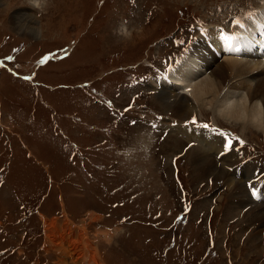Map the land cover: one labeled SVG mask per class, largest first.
Here are the masks:
<instances>
[{"label": "rangeland", "instance_id": "rangeland-1", "mask_svg": "<svg viewBox=\"0 0 264 264\" xmlns=\"http://www.w3.org/2000/svg\"><path fill=\"white\" fill-rule=\"evenodd\" d=\"M1 1L0 264H90V252L100 264H264V242L250 238L261 228L233 212L226 184L196 175L192 147L169 127L193 117L220 125L243 141L242 158L262 168L264 128L215 118L202 104L200 114L180 117L163 105L171 94L158 98L172 87L156 96L155 82L145 88L143 123L139 101H130L147 62L173 64L207 23L229 28L226 18L247 23L261 8L254 19L264 31V0ZM23 9L38 20L39 38L12 29L10 17ZM204 51L205 62L215 60L208 71L227 64L229 56L216 63ZM186 147L178 185L171 161ZM258 174L252 167L249 178ZM241 181L230 185L238 200ZM49 221L59 230L47 232ZM57 232L68 244L81 239L83 249L65 248Z\"/></svg>", "mask_w": 264, "mask_h": 264}, {"label": "bare ground", "instance_id": "bare-ground-1", "mask_svg": "<svg viewBox=\"0 0 264 264\" xmlns=\"http://www.w3.org/2000/svg\"><path fill=\"white\" fill-rule=\"evenodd\" d=\"M32 1L34 2L33 4H35V6L38 5V0ZM0 4H3V1L0 0ZM263 6L264 4L261 7ZM261 10V8L256 10L255 17L260 12H262ZM38 23V20L35 19V16L29 13L28 9L18 10V13H15L11 19L12 28L15 32H18V34L20 35L31 37L32 39H37L41 36L42 28L38 25ZM221 23L222 27H225L224 20H222ZM228 24L230 28V22H228ZM219 28L220 27H216V25H211L205 27L202 33H204L203 35H208L210 40H213L215 43L217 42V44L222 45L223 43L220 36L218 35ZM244 30L245 35H243L239 44L236 47H233L234 50L243 52L236 54L233 51H229L227 53H224L222 51V53L224 54L223 56H229L227 64H223L218 68H215L209 76H206L207 71L211 69V67L209 68L208 66L212 65L215 60L211 59L210 61L205 62V54L201 51H197L198 53L196 57L186 59V61L181 64L179 68L176 67L172 69L170 79L174 82L176 87L173 88V85L167 84L168 87H172L171 93H169L168 90L162 91V94H160L158 98H161L164 101L170 98H172L173 100H168V102L165 101L163 102V105L167 106L170 102L172 108L178 116L187 118L193 117L197 113L200 114L199 104H202V106L207 105L215 115V118L217 116H220L233 123H242V125L246 124V126L253 125L255 126V129H263L264 50L260 49L259 53H255V55L248 54L251 46L248 37L249 31L246 28ZM203 39L206 41L209 40L208 38ZM261 46L263 47V45H259L258 47ZM207 47L209 46H205L203 50ZM223 56L222 60H224ZM196 61L198 62V64L196 63ZM223 68L228 72L227 75L226 72L225 74H223ZM162 80H165L164 76L162 77ZM254 80H258L256 86L252 84ZM241 86H243L244 88L242 89ZM165 87L166 86L162 87V89H164ZM179 89L181 93L175 91ZM239 91H242L241 93L245 95L241 99L237 100ZM170 94L171 97L169 98ZM193 96L195 97V100L191 98ZM185 98L190 99L188 104ZM176 114H174V117L178 118L176 117ZM182 122L178 123L181 124L180 128L177 125H171V131L183 134V136L186 137V141L188 142V144L191 142L201 143V145H198L199 147L197 146L198 148L196 149H194L195 145L194 147L190 148L188 150L189 155L187 156L190 164L196 167L197 173L194 170L196 175H198L202 179L213 178L217 180H213L215 182L219 181L226 184L230 190L229 192L233 195V200H236L234 201L235 204H233L232 207L233 212H237L239 216L243 214L241 216L242 221L248 223L249 227L257 224L258 228H261V230L250 234L251 240L256 243L264 242V177H261L258 182L255 181V178H253L252 180L249 178V173L252 167L259 170L260 174L263 172V170L261 169L262 167H259L258 164L250 162L243 163L241 161V151L239 152L235 148H229L227 146L226 140L229 135H227L225 132L219 131L211 133L204 129H192L184 126ZM237 143V146H242V144L240 143V139L239 141L237 140ZM192 152L193 158H191ZM221 153L222 155L219 157V154ZM234 161L238 165L242 164L243 166L239 167L237 165H234ZM235 174H238L240 179L242 180V184L237 187L240 193V197H245V199L248 198L250 200V202L246 204L243 203L245 200L244 198L238 200V198L234 194L235 192L233 193L230 189L231 183H235L239 179L238 176L231 177ZM246 183H251L252 190L261 186L262 200L256 202L259 203L258 205L254 202H251L250 196L248 194L249 192L245 186ZM248 207L249 209L244 213V211ZM242 208H244V210H242ZM48 224L49 226L47 227V232L49 231V229H53L54 231L59 230V227H56L54 221H49ZM60 230L63 231L64 229L61 228ZM248 231H250V228H248ZM49 233L52 235L51 230ZM110 235L112 236V234ZM53 236H58L59 239H61V243L65 245V248H76L74 250L77 251L83 247V245H80L79 243L81 239H73L69 241L68 244L63 234H60L59 236L57 232V235L53 234ZM47 238L51 241H54L51 237ZM80 238H82V236H80ZM88 246L90 251H93L94 248L90 245ZM90 255V264H100L99 260L96 258L98 256L94 255L92 252H90Z\"/></svg>", "mask_w": 264, "mask_h": 264}, {"label": "snow or ice", "instance_id": "snow-or-ice-1", "mask_svg": "<svg viewBox=\"0 0 264 264\" xmlns=\"http://www.w3.org/2000/svg\"><path fill=\"white\" fill-rule=\"evenodd\" d=\"M235 24H236L238 27H240V28H244V27H245V24L242 23L240 20L235 21ZM226 39L231 40V39H233V37L228 36V37H226ZM188 123L191 124V125H195V126L202 127V128H204V129H206V130H211V128H212V126L209 125V124H207V123H205V124H200L199 121H198L195 117H193ZM153 127H155V125H153ZM240 143H243V141H240ZM190 147H191V146H190Z\"/></svg>", "mask_w": 264, "mask_h": 264}, {"label": "flooded vegetation", "instance_id": "flooded-vegetation-1", "mask_svg": "<svg viewBox=\"0 0 264 264\" xmlns=\"http://www.w3.org/2000/svg\"><path fill=\"white\" fill-rule=\"evenodd\" d=\"M15 13H18V11L14 12V13L12 14V16L10 17V25H11V26H12V24H11V19H12L13 15H14ZM12 29H13V28H12ZM15 33H16V32H15ZM16 34H18V33H16Z\"/></svg>", "mask_w": 264, "mask_h": 264}]
</instances>
